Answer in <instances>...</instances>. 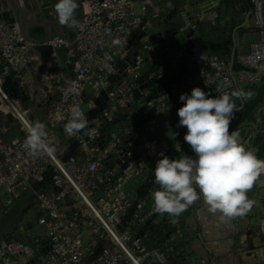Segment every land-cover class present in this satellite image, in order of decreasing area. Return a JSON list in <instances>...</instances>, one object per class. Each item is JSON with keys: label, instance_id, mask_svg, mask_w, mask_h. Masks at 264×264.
Instances as JSON below:
<instances>
[{"label": "built area", "instance_id": "1", "mask_svg": "<svg viewBox=\"0 0 264 264\" xmlns=\"http://www.w3.org/2000/svg\"><path fill=\"white\" fill-rule=\"evenodd\" d=\"M250 2L257 40L247 53L237 56L241 69L236 72L230 71L228 62L219 56L206 52L199 34L204 24L216 26L217 4H182L178 32L191 34L187 59L199 76L194 84L185 85L172 81L186 59V46L169 40L158 45L154 37V24L164 14L167 0H89L72 42L53 37L45 43L63 52L67 67L75 72L69 77L61 74V57L53 55L49 62L43 83L57 97L41 122L46 125V143L56 152L39 158L29 156L23 147L33 110L16 99L18 90L29 86V104L33 107L45 102L46 92L28 80L32 73L28 66L36 71L39 61L18 25L0 19V115H11L22 132L8 142L0 123V191L5 207L14 206L22 196L33 192L37 222L44 231L43 236L22 234L24 241L0 239V264H172L178 228L167 236L166 243L171 246L166 249L143 244L146 234L151 236L152 228L161 223L152 201L131 202L125 188L137 181L158 189L153 168L159 154L169 157L182 150L158 136L151 121L145 127L143 141L142 133L135 131L133 146L128 144V137L134 131L124 128L119 134L110 130L106 136L102 122L109 126L116 121L125 124L124 112L144 106L152 118L165 116L164 130L183 132L186 128L178 126L177 115V109L183 106L181 94L200 87L214 98L236 90L235 83L252 86L262 82L264 0ZM117 39L119 44H114ZM49 78L53 82L50 85ZM39 95L43 103L37 104ZM73 105H79L89 121L79 133L66 127ZM58 129L68 138L65 149L58 141ZM72 143H76L73 155L63 161ZM48 172L53 174L52 184L45 179ZM36 183L45 186L33 190Z\"/></svg>", "mask_w": 264, "mask_h": 264}, {"label": "clouds", "instance_id": "2", "mask_svg": "<svg viewBox=\"0 0 264 264\" xmlns=\"http://www.w3.org/2000/svg\"><path fill=\"white\" fill-rule=\"evenodd\" d=\"M76 9L77 0H56L54 11L59 24L69 29L78 27ZM113 43L119 44V40ZM252 95L250 91L237 89L213 98L200 87H194L190 94L179 96L183 106L177 109L178 126L186 128L183 140L194 155L172 159L159 154L153 168L159 185L152 192L155 212L176 218L201 199L210 212L219 213L221 221L242 217L251 211L254 201L247 193L264 173V159L257 157L256 150L246 148L239 132H230L229 128L238 110L236 99L243 101ZM88 124L84 111L79 105H73L67 129L79 133ZM166 135L175 140L177 133L169 129ZM46 136L44 123L37 121L28 127L23 147L29 156L55 154L56 149L46 143Z\"/></svg>", "mask_w": 264, "mask_h": 264}, {"label": "crops", "instance_id": "3", "mask_svg": "<svg viewBox=\"0 0 264 264\" xmlns=\"http://www.w3.org/2000/svg\"><path fill=\"white\" fill-rule=\"evenodd\" d=\"M187 1H197L198 4L204 7L212 2L217 4L215 9L219 14V18L216 26L211 27L207 24H204L199 33L203 40L205 50L209 55L219 56L221 59L228 62L230 66V57L233 50L235 57L236 55L238 56L240 54H245L249 51L250 44L257 40V34L253 26L251 13L248 16L249 10L244 0H167L166 9H169L170 11H176L174 18L172 17L173 21H168L167 24H173L174 26L175 19L179 20L181 24V20L179 18V10L181 9L182 4ZM247 1L251 5L250 0ZM55 3L56 0H34V5H32L31 3L30 7L32 9L40 11V13L42 14L46 12L48 14V17L57 19L54 11ZM169 3H171V7L168 6ZM179 4L180 7L178 8L177 6ZM65 29L70 31L71 38L74 39L75 33L71 31L72 29H69L66 26ZM169 32V30H165L164 28L162 29V33L164 34V36L161 34L163 38L157 40L158 45H163L164 40H169V42H173L176 45H183L186 47L188 46L189 40L191 38L190 33H187L188 37L186 38V41L177 42L175 38L169 37L171 36ZM246 34H250L252 36V41L249 45H245L243 41ZM229 37L230 40H232L231 46L227 44V40H229ZM206 41L209 44L207 48L205 45ZM61 55L62 58H60L59 60L61 62V74L64 77L72 76L75 72L74 68L67 67L65 63L64 53L61 52ZM187 61L188 60L184 59V61H182L180 65L183 66ZM189 64L193 68H195V66L190 62ZM189 64L185 65L190 66ZM183 72L185 74L188 73V75L190 76L188 69L179 68V70H177L173 75L177 77L172 81L173 84L183 83L185 85H192L199 80L198 76L196 80L181 82V78L184 77ZM177 73L179 74L178 76L176 75ZM48 77H50V75H48ZM28 80H31L30 76L28 77ZM262 82H264V80ZM262 82H260L259 84H261ZM51 83H53L52 79L49 78L48 84L50 85ZM29 89V86H26L19 95L22 96V94L24 95L25 93H28V95H30ZM238 89L242 90L240 85L238 86ZM50 91L52 93L53 99L56 98L57 95L52 88H50ZM16 99L21 103V99L18 95ZM36 101L38 102L37 104L43 103L42 95H39ZM11 103L13 105V102ZM26 108L29 111L33 110L31 112L36 116H39V114L45 115V111L48 109H43L39 106H26ZM142 108L145 107L142 106ZM148 112L149 115L144 119V123H148L150 121L153 123L152 119L159 118H152L150 116L149 110ZM7 116L9 115L3 117L1 116L3 118V123H6ZM14 122L16 125L14 130H18V128H20V125L15 119ZM153 125L155 124L153 123ZM4 128L6 129V139L8 142L16 138L14 137L10 139V128H7L6 126H4ZM140 128L141 124H136L134 132L137 131L136 133H139ZM144 130L142 132V141L147 136ZM156 130L158 136L166 139L165 134H163L162 131L159 132L157 127ZM183 132L185 133L186 129ZM176 133L178 135L179 132ZM247 142H250V138L248 137L246 138V143ZM185 143L186 142L184 140L179 141L175 139L173 146L178 145L182 150V145H184ZM181 153L184 152L182 151ZM181 153H172L170 154L169 158L179 159L181 157ZM186 155L193 156L194 154L190 149V151L187 152ZM137 183L139 184L138 189L141 190L142 188V191L136 190L133 195H128L129 199L133 202H136L139 199L153 202L152 192L157 189L148 182H142V184L139 182ZM263 187L264 181L260 182L257 179L252 189L247 193L248 198L254 201L253 207L251 211H249L242 217H235L230 220L221 221L219 219V213L213 214L212 212H210L207 204L204 203V201L201 199L197 200L179 217L173 218L172 216H170L168 219H166L165 222H170V229L172 232L175 230L177 231V228L179 231V234L176 238V243L172 246V264H183V262L192 261V259L197 260L199 264H264V197H261L258 193L260 188L262 189ZM26 197L27 196L25 194L24 196H22L19 202H21L22 200H28V198ZM258 200H260L261 202L259 206L261 207L260 213H258L257 211L258 204H256V201ZM34 201V198H32L30 203H35ZM21 216L22 214L20 215V217ZM30 227L31 226H29V228ZM163 244H166V242Z\"/></svg>", "mask_w": 264, "mask_h": 264}, {"label": "rangeland", "instance_id": "4", "mask_svg": "<svg viewBox=\"0 0 264 264\" xmlns=\"http://www.w3.org/2000/svg\"><path fill=\"white\" fill-rule=\"evenodd\" d=\"M138 8V6L136 7ZM175 10H169V9H164L163 10V15L155 22V39L156 40H160L162 39V35L164 36V34L162 33V29L164 28L165 30H169L170 35L169 37L175 38L177 42H181V41H186V38L188 37V34H181L178 33L176 31V29H174L173 24L169 25L167 24L168 21H173ZM173 17V18H172ZM176 21V19H175ZM162 34V35H161ZM252 36L250 34H246L245 38H244V44L245 45H249ZM183 39V40H181ZM185 56L186 58L189 56V48L188 46L186 47L185 50ZM188 60V59H185ZM185 64H189V60L187 62H185ZM183 65V66H179V68L181 69H188L190 76L186 75L183 77V82H188L190 80H196L198 77V73L197 70L195 68H193L190 64V66L187 65ZM190 77V79H189ZM244 84H240L241 88H244ZM22 91L18 90L17 95L20 97L22 104L24 105V103H28L29 106H31L29 103H31V99L28 95V93H25L24 95L22 94V96H20L19 94H21ZM88 96H89V92H88ZM30 100V102L28 101ZM14 106H16L15 104H13ZM85 111H87V109L84 108ZM149 112L147 109L142 108V107H132L131 109H129L128 111L124 112V116L126 118L125 124L120 123L119 121L115 124V125H111L110 130H113L116 133L121 134L122 131L125 129L128 130H132L134 131V128L136 127V124L140 123L141 124V129H140V133L143 132L144 128L146 127L147 123H144V119L146 117H148ZM44 118L43 114H39V116H36L34 114L30 115V119L32 124H34L35 122L39 121L41 122ZM254 121L252 123H244V124H234L231 123L230 125V132L231 131H237L240 134V138H241V142L244 144V146L246 148H251L257 150L259 149V145L258 147L255 145L256 139L259 137L261 138L262 135V129L264 126V102L256 109L255 115H254ZM164 120V116H160L158 119H152L153 123L156 125V127L158 128V131L161 132L163 134H165V138L166 140L169 142V144L171 145V147H173L174 144V140H170L166 133L167 131H164L162 128V121ZM100 121H102V119H100ZM6 123H7V128H10L9 132H13V130L15 129L16 125L14 122V118L9 115L6 117ZM103 124H105V122H102ZM184 132H179L178 135L176 136V139L179 141L183 140V136H184ZM164 136V135H163ZM250 138V142L246 143V138ZM57 138L58 141L62 147V149H65V147L68 144V138L65 137L63 135V132L58 129L57 130ZM264 140V139H263ZM262 141H259V144L261 145L263 143ZM134 141H135V132L132 134V136L128 137V144L130 146L134 145ZM254 141V142H253ZM190 146L185 143L184 145H182V151L186 154L187 152L190 151ZM137 151H140L139 147L137 148ZM184 153H181L180 156H182ZM257 157H259V155L256 153ZM262 159V158H260ZM264 159V158H263ZM258 181L262 182L264 181V173H262L258 178ZM139 188V184L137 183V181H131L125 188V191L127 193V195H133V193L137 191H142L138 189ZM51 190V188H49V191ZM259 195L261 197H264V187L258 191ZM4 195L2 193V191H0V224L2 223V218H5L7 212H9L15 205H17V202L14 206L11 207H5L4 206ZM131 202H133L132 200H130ZM35 202V201H34ZM260 200L256 201L257 205V211L258 213H260L261 211V207L260 206ZM19 207V206H18ZM21 208L17 209V213L20 211ZM16 214V212H15ZM158 214V213H157ZM15 216V215H14ZM7 217V221L10 223H13L12 225L14 226V223H16L15 228L13 229V231L10 232V239L11 240H21L22 239V234H29L32 236H43L44 235V231L43 228L41 226L38 225L37 219H38V215H37V206L35 203H29L27 204L26 208L22 209V216L20 217V215L17 214L16 217ZM170 217V215L168 214H158L157 219L160 223H163L166 221V219H168ZM11 225V226H12ZM28 225H31V228H28ZM130 229H132V227L130 226ZM85 240L88 238L87 235H84ZM152 242V238L146 234V236L143 238V244L149 246L151 245ZM183 264H199L197 260L192 259V261H186L183 262Z\"/></svg>", "mask_w": 264, "mask_h": 264}, {"label": "water", "instance_id": "5", "mask_svg": "<svg viewBox=\"0 0 264 264\" xmlns=\"http://www.w3.org/2000/svg\"><path fill=\"white\" fill-rule=\"evenodd\" d=\"M88 1L89 0H77V9L79 11V16L77 19L78 22L83 16V12ZM244 2H246V6L249 10V16L252 11V7L247 0H244ZM31 3L32 5H34V0H0V19L8 21L10 23H16L18 25L20 33L25 39V41L31 44L32 54H34L38 58V69L34 72L33 68L30 65L28 66V69L32 72L30 74L31 82H33L37 89H42L47 94V98L44 104H41L39 106L45 109L49 107L50 102L53 99L52 93L49 91L48 87H46L43 83L44 78L46 77L45 75L48 71L49 62L53 60L54 56L62 58L61 51L54 50L51 46L45 43L51 40L53 37H59L60 39L66 40L68 42H72L74 39L71 38L70 31L66 30L65 26L59 24L58 19L48 17V14L46 12L42 14L40 13V11L32 9L30 7ZM36 29L41 30V36H34L32 32ZM71 31L75 33V28ZM234 62L235 56L233 50L230 57V71L233 70ZM27 71V69L24 70L25 73ZM235 87L237 90L238 86L236 83ZM240 109L241 108H238V110ZM91 114V112L88 113L89 116ZM75 145L76 143H72V145H70L65 150V158L63 159V161H65L69 156L73 155ZM52 176L53 174L51 172H48L45 177V179L50 182V184H52ZM44 186V183H36L32 185V189L40 190L44 188ZM26 196L28 200H22L21 202H18L17 205H15L9 212H7L5 218H2L1 222L4 223L8 220L7 217L12 212V210H14V213L12 214V216L15 215L14 217H16L17 214H22V209L26 208L27 204H29L32 198H34L33 192L31 191L28 192ZM18 208L21 209L17 213ZM140 236H142V232H140Z\"/></svg>", "mask_w": 264, "mask_h": 264}, {"label": "trees", "instance_id": "6", "mask_svg": "<svg viewBox=\"0 0 264 264\" xmlns=\"http://www.w3.org/2000/svg\"><path fill=\"white\" fill-rule=\"evenodd\" d=\"M177 7L179 8L180 4ZM180 25H181L180 21L176 20L173 27H174V29H176L177 32L180 28ZM36 31H37L36 37L41 36V34H42L41 30L36 29ZM165 41L166 40H164V42ZM227 44H229V46L232 45V40H230V37H229V40H227ZM205 45L207 48L209 45L207 43V41L205 42ZM212 46H213V43H212ZM236 57H237V55H236ZM236 57H235V63L233 66V71H235V72L239 71L241 69V67L236 62ZM176 75L178 76L179 74L177 73ZM183 75L186 76V75H188V73H186V74L184 73ZM176 78L177 77H175V79ZM182 81H183V78H181V82ZM242 91H244L245 93L250 91L251 93H253V95H252L251 99H245L243 101H241L240 99H236L235 103L237 105V108H241V109L237 110L234 113L235 119H233V121H232V123H234V124H244V123L253 122L255 119L254 115H255L256 109L264 102V82H262L261 84L252 85V86L246 85V86H244V88H242ZM2 119L3 118L0 116V123L3 126H7V123H3ZM102 128H103L104 135L107 136L111 127L108 124H103ZM21 133H22L21 128H18V130H14L9 135L10 139L20 136ZM261 133H262L261 138L258 137L256 139L255 145L257 147L259 145V149L257 150L256 153L259 155L260 158L263 159L264 158V140H263L264 139V126H263ZM262 140H263V143L260 145L259 141H262ZM158 214H157V216H158ZM169 224H170V222L169 223L163 222L160 224L159 227L152 228V235L150 236L152 238V242H153L152 244H155L157 246H162L164 249L171 246V244H169V243L163 244L167 241V239H168L167 236L170 234V231H171ZM29 226H31V225H28V228H29ZM24 240L25 239H23V237H22V239L20 241H24ZM171 260H172V258H171Z\"/></svg>", "mask_w": 264, "mask_h": 264}, {"label": "flooded vegetation", "instance_id": "7", "mask_svg": "<svg viewBox=\"0 0 264 264\" xmlns=\"http://www.w3.org/2000/svg\"><path fill=\"white\" fill-rule=\"evenodd\" d=\"M78 16H79V11H78V9H76V12H75L76 19H78ZM32 33L34 34V36H36L37 31L36 30H33ZM13 213H14V210H12V212L9 214V217H11ZM16 223L17 222H15L14 223V226H13L12 225L13 223H10V221L9 222L8 221H5L4 223L2 222L0 224V239H2V238H8L9 235H10V232L13 231V229L15 228Z\"/></svg>", "mask_w": 264, "mask_h": 264}, {"label": "bare ground", "instance_id": "8", "mask_svg": "<svg viewBox=\"0 0 264 264\" xmlns=\"http://www.w3.org/2000/svg\"><path fill=\"white\" fill-rule=\"evenodd\" d=\"M15 104V103H14ZM16 105V104H15ZM17 106V105H16Z\"/></svg>", "mask_w": 264, "mask_h": 264}]
</instances>
